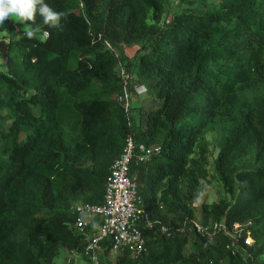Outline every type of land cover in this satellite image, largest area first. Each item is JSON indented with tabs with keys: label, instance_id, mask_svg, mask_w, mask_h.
<instances>
[{
	"label": "trees",
	"instance_id": "trees-1",
	"mask_svg": "<svg viewBox=\"0 0 264 264\" xmlns=\"http://www.w3.org/2000/svg\"><path fill=\"white\" fill-rule=\"evenodd\" d=\"M179 1L187 7L156 26L166 0H45L64 13L61 26L37 14L26 21L32 36L9 40L0 69V109L11 115L8 129H0V264H53L61 247L82 251L84 236L68 209L93 184L82 200L101 202L129 130L123 106L104 98L120 87L105 41L160 101L139 109L138 123L132 116L135 139L161 146L131 167L138 193L152 220L185 222L186 230L166 236L155 224L144 226L138 257L125 252L100 264H264V0H220L207 12L192 7L207 0ZM145 41L132 59L123 57L125 46ZM220 126L226 134L216 170L230 199L202 203V223L250 221L247 255L231 254L224 236L209 240L191 222L193 197L208 175L203 137ZM99 137L115 156L93 175L76 163ZM245 145L257 149L260 163L252 168L235 166ZM101 245L111 251L110 242Z\"/></svg>",
	"mask_w": 264,
	"mask_h": 264
},
{
	"label": "built area",
	"instance_id": "built-area-1",
	"mask_svg": "<svg viewBox=\"0 0 264 264\" xmlns=\"http://www.w3.org/2000/svg\"><path fill=\"white\" fill-rule=\"evenodd\" d=\"M164 23L168 24L169 19ZM14 28L18 30L17 26ZM47 35V32L44 36ZM107 47L117 58V74L120 87L116 100L124 108L129 130L124 138V144L119 154L114 157L108 167L104 180L103 198L99 203H78L72 209V227L76 233L84 236L83 253L91 264H98V253L104 251L103 242H110L111 253L121 256L125 252L129 256L138 257L144 250L145 238L142 233L144 226H158L161 233L173 236L186 230V223L170 227L159 219L152 220L145 208L143 199L138 193L135 175L131 172L132 165L147 163L157 155L161 146L151 144L145 146L138 142L132 132V109L135 92L143 83H137L136 75L131 72L121 59V55L107 41ZM2 53L0 50V60ZM196 233L207 237L224 236L226 249L231 254L247 255V247L253 245L254 239L248 226L250 221L234 222L231 226L224 220H209L207 224L191 220Z\"/></svg>",
	"mask_w": 264,
	"mask_h": 264
},
{
	"label": "rangeland",
	"instance_id": "rangeland-1",
	"mask_svg": "<svg viewBox=\"0 0 264 264\" xmlns=\"http://www.w3.org/2000/svg\"><path fill=\"white\" fill-rule=\"evenodd\" d=\"M166 7L164 10V13L162 15V18L159 23H156V26H160L165 19H170V16L175 12L178 13L185 7H187L186 4H183L179 0H166ZM220 0H207L205 3H196L192 5V7H195L197 11L199 12H207L216 9L219 6ZM148 22H151L150 19H148ZM152 23V22H151ZM14 25L17 26L19 31H16L14 28ZM31 31L29 25L25 20H21L20 18L16 17L14 14L10 15L9 19H6L4 24L0 26V40L5 37H10L11 39L19 38L22 35H27V33ZM148 42H137L130 46L132 50V55L128 54L126 55L124 53L125 58L132 59L134 55L139 53ZM125 50V48H124ZM118 51V50H117ZM120 54V51H118ZM121 55V54H120ZM3 59L0 60V69L4 68V64L2 63ZM117 72V68H116ZM137 83H143L137 78ZM110 84H107V89H110ZM143 85L146 87L147 90L142 88L141 86H137L139 90L135 92V97L133 99V109L131 112V115L133 116L135 123H138L139 121V109H155L159 105V100L156 99L148 90L147 86L143 83ZM118 90H114L112 93H109L105 95V99L108 101L116 102V96H117ZM150 93V94H149ZM116 100V101H115ZM11 115L10 111L8 110H2L0 109V129L7 130L10 123H11ZM225 129L220 126L215 129H209L206 131L204 137H203V143L207 150V156H208V175L206 178H203L200 180L199 189L195 193L193 197V209H194V218L193 220L199 223H202V217H201V205L202 203H213L217 202L221 198H229V195L226 194L224 186L219 179V174L216 170V159L218 157V154L222 148L223 140L225 138ZM3 146V142L0 139V152ZM123 147V146H122ZM114 149L113 146L109 143L108 139L106 137H99L97 145L94 149L89 150L88 153L83 156L77 163L76 166L88 171L89 173H92L93 175L96 174L99 166L101 163H103L107 158L114 157ZM257 149L254 146H246L244 149H240L238 152H236L235 156V166L236 167H247L252 168L257 163H260V160L257 159ZM135 178H136V174ZM137 182V180H136ZM90 188L86 187L81 195L80 199L77 201H74L72 203V206L70 209H68L69 212H72V209L75 207L78 203H84L85 201L82 200L85 197H88L91 195V190L96 189V185L93 184L90 186ZM83 197V198H82ZM19 236L22 238L25 237L24 232H20ZM218 236L214 237H208L209 240L215 241ZM191 245H189L186 248V252L191 251ZM98 261L100 263H114L117 259V256L113 255L111 251L109 253H106L105 251H101L98 253ZM261 259H264V255L261 256ZM53 264H91L83 251H77V250H68L66 247H61L59 249L58 254L55 256L53 260ZM221 264H227L225 260Z\"/></svg>",
	"mask_w": 264,
	"mask_h": 264
},
{
	"label": "clouds",
	"instance_id": "clouds-1",
	"mask_svg": "<svg viewBox=\"0 0 264 264\" xmlns=\"http://www.w3.org/2000/svg\"><path fill=\"white\" fill-rule=\"evenodd\" d=\"M13 14L21 20L33 23L39 14L44 24L52 27H60V20L64 17V13L55 11L45 0H0V26ZM33 34V31L27 33L28 36Z\"/></svg>",
	"mask_w": 264,
	"mask_h": 264
},
{
	"label": "water",
	"instance_id": "water-1",
	"mask_svg": "<svg viewBox=\"0 0 264 264\" xmlns=\"http://www.w3.org/2000/svg\"><path fill=\"white\" fill-rule=\"evenodd\" d=\"M0 50L2 53V58L5 59L7 55V50H8V43L5 42L4 40H0Z\"/></svg>",
	"mask_w": 264,
	"mask_h": 264
},
{
	"label": "crops",
	"instance_id": "crops-1",
	"mask_svg": "<svg viewBox=\"0 0 264 264\" xmlns=\"http://www.w3.org/2000/svg\"><path fill=\"white\" fill-rule=\"evenodd\" d=\"M9 18H10V16H9ZM9 18H8V19H9ZM15 30H16V31H19V29H18V30L15 29ZM10 39H11L10 37H5V36L2 38V40H4V41L7 42V43L9 42ZM124 48H125L124 53H125L126 55H128V54H131V55H132V53H133L132 50H133V49H132L130 46H125ZM149 94H150V93H149Z\"/></svg>",
	"mask_w": 264,
	"mask_h": 264
}]
</instances>
